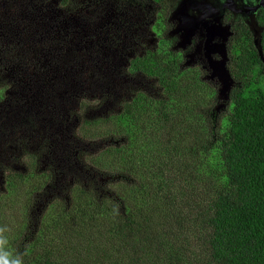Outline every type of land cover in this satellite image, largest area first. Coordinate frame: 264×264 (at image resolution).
I'll use <instances>...</instances> for the list:
<instances>
[{
    "label": "trees",
    "instance_id": "1",
    "mask_svg": "<svg viewBox=\"0 0 264 264\" xmlns=\"http://www.w3.org/2000/svg\"><path fill=\"white\" fill-rule=\"evenodd\" d=\"M262 14L261 57L246 25L235 27V85L221 110L208 79L175 51L139 58L160 84L155 97L141 91L124 104L123 139H104L125 153L120 164L105 167L102 154L93 186L79 181L26 208L35 220L0 236V264H264ZM29 158L18 184L42 186Z\"/></svg>",
    "mask_w": 264,
    "mask_h": 264
},
{
    "label": "rangeland",
    "instance_id": "2",
    "mask_svg": "<svg viewBox=\"0 0 264 264\" xmlns=\"http://www.w3.org/2000/svg\"><path fill=\"white\" fill-rule=\"evenodd\" d=\"M187 1L193 5L187 13L177 8L167 19L161 47L181 50L175 52L180 60L197 67L216 90L221 110L230 84L221 57L233 22L222 23L221 4L210 9L226 0ZM257 1H232L231 17L247 24L261 57L262 29L252 8ZM198 5L208 9L205 15L190 11ZM156 7L151 0H0V236L10 238L33 223L26 208L37 211L46 199L55 201L68 191L72 175L93 186L95 158L104 154L109 168L120 164L125 153L104 139H123L116 117L136 91L155 97L159 89L157 78L130 64L144 44L132 39L135 29L145 40L157 38ZM260 84L264 88V76ZM31 154L38 156L39 171L48 166L42 186L18 184Z\"/></svg>",
    "mask_w": 264,
    "mask_h": 264
},
{
    "label": "flooded vegetation",
    "instance_id": "3",
    "mask_svg": "<svg viewBox=\"0 0 264 264\" xmlns=\"http://www.w3.org/2000/svg\"><path fill=\"white\" fill-rule=\"evenodd\" d=\"M61 3H65V1H69V0H59ZM152 2H154L157 7L156 9L154 10V15H155V26L158 27V33H157V38H155L154 34H151L149 36H151L148 40H145L143 38V33L136 30L131 34L132 36V39L135 40V42L137 43V45H140L141 42H144L143 45H140L142 46V50L139 51L136 55H134L133 57V60L131 61V65L132 67L135 68V70H137L139 73L145 75L137 66L136 62L139 58H143L144 56H146V54L148 53V51H158L159 53L163 51V48L161 47V44H164V40L163 42H161V39L164 38L165 36L162 34V32L164 31V28L166 26V22H168V18L169 16H172L173 13H178V9H183V12L184 13H187V7L188 6H193V5H190L187 1V3L185 2L186 0H181L177 5L178 1L179 0H167V1H163V0H151ZM163 1V2H162ZM232 1L234 0H226L225 2H220V1H216L215 3H213L212 6H210V9L215 7V6H219V4H221L220 7H218V9L221 10V12H223V17L221 18V20L223 19L222 23L223 24H227L228 21L230 22H233L232 23V32H231V35H230V38H229V41H228V44L227 46L224 48L223 52H222V56L221 59L223 60H227L226 61V64H225V67L226 69L228 70V63L230 61V54H231V51H230V43H231V39L235 36V27L238 26V25H241V24H244L246 25V27L248 28L247 24L245 22L242 21V19H238L239 21H233L232 17H231V11H235V6L231 5ZM260 1L261 0H258L256 3L252 4V8L255 10V12L257 13V10H260L258 11V13L256 14L255 12V20H256V23L259 27H261L262 31H263V27H262V19L260 18V15L262 13H264V10L262 8V6H260ZM182 2H185L182 4ZM195 5V4H194ZM254 5V6H253ZM178 8V9H177ZM193 10H190V11H194V12H197V13H201L203 15L206 14V11L208 10L207 8H205L204 6L202 5H198V8L199 10L197 9V7H191ZM256 8V9H255ZM177 9V10H175ZM207 9V10H206ZM175 10V11H174ZM211 13V11L209 12ZM179 15V14H178ZM183 15V14H182ZM263 15V14H262ZM172 19V17H170ZM176 18V17H175ZM174 19H172L173 21ZM187 21H190L191 22V19H187ZM260 24H259V22ZM171 22V21H170ZM178 21L177 19H175L174 21V25H178L177 24ZM155 28V27H154ZM156 29V28H155ZM249 30V28H248ZM250 31V30H249ZM251 33V31H250ZM252 35V33H251ZM168 36V35H167ZM252 40H253V45L255 46V41H254V38H253V35H252ZM176 42V43H175ZM175 43V45L177 44V41L174 40L173 41V44ZM172 44V45H173ZM180 43H178V45L176 47H172L171 49H178V46H179ZM136 45V46H137ZM179 51H175V52H180L181 50L178 49ZM183 64H185L183 61H182ZM128 64H129V61H128ZM127 64V65H128ZM229 71V70H228ZM230 73V72H229ZM231 74V73H230ZM231 76V75H230ZM231 80H233V77L231 76ZM234 80H233V85L234 84ZM154 90V89H153ZM230 90V89H229ZM141 91H136V93H139ZM147 93H152V92H147ZM33 155L34 157L37 158V162H38V166H39V160H38V156L36 154H31ZM40 168V167H39ZM45 169H48V166L46 168H44L43 170ZM49 177H51V174H49ZM75 177H78V176H74L72 175L71 178H70V186L72 184H75V183H78L79 180H77L76 182L74 181ZM80 181H85L84 178H82V180ZM69 187V185H68Z\"/></svg>",
    "mask_w": 264,
    "mask_h": 264
},
{
    "label": "water",
    "instance_id": "4",
    "mask_svg": "<svg viewBox=\"0 0 264 264\" xmlns=\"http://www.w3.org/2000/svg\"><path fill=\"white\" fill-rule=\"evenodd\" d=\"M260 6H262V8L264 10V0L260 1ZM225 62H226V59L224 60V63H223L224 66H225ZM224 75H225V77H227V79L230 83L228 88L226 89V91L223 93V94H225V97L223 99H225V101H226L228 98L229 89L233 86V80H231V76H230L228 70L226 69V67H225Z\"/></svg>",
    "mask_w": 264,
    "mask_h": 264
}]
</instances>
